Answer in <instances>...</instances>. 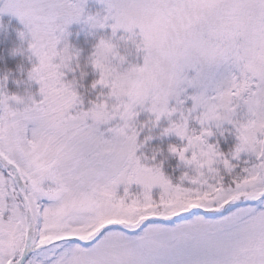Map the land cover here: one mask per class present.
I'll return each mask as SVG.
<instances>
[{"label":"snow or ice","instance_id":"snow-or-ice-1","mask_svg":"<svg viewBox=\"0 0 264 264\" xmlns=\"http://www.w3.org/2000/svg\"><path fill=\"white\" fill-rule=\"evenodd\" d=\"M98 2L0 5V264H264V0Z\"/></svg>","mask_w":264,"mask_h":264},{"label":"trees","instance_id":"trees-1","mask_svg":"<svg viewBox=\"0 0 264 264\" xmlns=\"http://www.w3.org/2000/svg\"><path fill=\"white\" fill-rule=\"evenodd\" d=\"M3 2L0 4L2 5ZM101 5L97 0H87L86 11L90 10L95 13L101 10ZM0 70L3 69H15L19 64L26 63L20 56L11 55L13 48L20 46L18 33L23 30V25L19 19L9 13L0 14ZM80 26L78 24H72L69 26V32L71 33L69 40L70 43L83 50L84 54H87L92 45L95 43V39L89 33L83 35L80 33ZM9 87L14 90V85L11 83ZM159 143V141H154Z\"/></svg>","mask_w":264,"mask_h":264},{"label":"rangeland","instance_id":"rangeland-1","mask_svg":"<svg viewBox=\"0 0 264 264\" xmlns=\"http://www.w3.org/2000/svg\"><path fill=\"white\" fill-rule=\"evenodd\" d=\"M98 1V0H97ZM3 2V0L1 1V3ZM86 12H88V13H93V12H91L90 10H87ZM74 24H77V23H74ZM79 26H80V33H83V35H86V34H88L89 33V28H88V26L87 25H84V24H82V23H80V24H78ZM69 30V29H68Z\"/></svg>","mask_w":264,"mask_h":264},{"label":"water","instance_id":"water-1","mask_svg":"<svg viewBox=\"0 0 264 264\" xmlns=\"http://www.w3.org/2000/svg\"><path fill=\"white\" fill-rule=\"evenodd\" d=\"M2 0H0V3H1Z\"/></svg>","mask_w":264,"mask_h":264}]
</instances>
